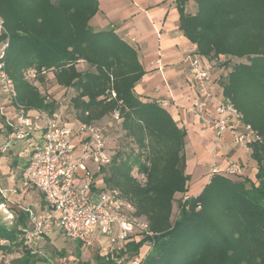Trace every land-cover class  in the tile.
I'll use <instances>...</instances> for the list:
<instances>
[{"label": "trees", "instance_id": "1", "mask_svg": "<svg viewBox=\"0 0 264 264\" xmlns=\"http://www.w3.org/2000/svg\"><path fill=\"white\" fill-rule=\"evenodd\" d=\"M188 1L197 7L193 14L185 11ZM178 7L183 35L197 55L221 60L229 70L223 95L261 138L250 151L257 185L214 174L199 195L186 196V133L158 102L146 103L135 93L145 76L136 50L113 30L90 27L97 0H0V46L9 44L4 70L28 112L60 111L44 91L50 81L73 90L68 110L76 124L118 114L116 124L129 143L110 155L96 177L101 190H117L155 234L141 264H264V0H180ZM4 128L11 136L5 121ZM8 198L0 191V205L10 209ZM24 209H11L13 221L0 216V256L19 255L0 264H53L31 248L48 236L27 241ZM146 240L133 237L120 251L96 254L93 261L80 260L83 245L77 243L76 264H125L145 250Z\"/></svg>", "mask_w": 264, "mask_h": 264}, {"label": "built area", "instance_id": "2", "mask_svg": "<svg viewBox=\"0 0 264 264\" xmlns=\"http://www.w3.org/2000/svg\"><path fill=\"white\" fill-rule=\"evenodd\" d=\"M4 29L0 22V36ZM8 43L0 46V117L12 129L13 140L28 141L36 134L35 144L29 145V156L22 173L21 185L13 194L34 190L41 194L42 204L25 207L29 227L25 231L27 241L60 232L65 238L90 248L95 237L104 239L111 251H120L129 239L140 236L146 240L145 250L125 264H141L154 245V233L147 221L136 216L134 206L123 199L117 190H101L96 174L110 163L104 138V128L97 124L67 125L64 115L58 111L53 115L45 111L28 112L17 102L14 82L4 70V55ZM190 50L187 62L193 81L197 86V99L192 111L204 120L209 92V74L213 63ZM35 77V71L28 72V78ZM7 103L14 108V116L6 114ZM160 107L168 105L167 100L158 101ZM228 98L217 105V117L205 120L219 136L231 133L237 146L247 152L261 138L243 121L242 114ZM118 119V114L114 116ZM217 174V169H214ZM228 175L243 176V168L236 164L226 171ZM1 193H4L1 190ZM7 220L14 215L7 207L0 205V212Z\"/></svg>", "mask_w": 264, "mask_h": 264}, {"label": "crops", "instance_id": "3", "mask_svg": "<svg viewBox=\"0 0 264 264\" xmlns=\"http://www.w3.org/2000/svg\"><path fill=\"white\" fill-rule=\"evenodd\" d=\"M97 1L99 12L91 20L90 27L95 31L113 30L115 35L136 50L144 66L145 76L136 85L135 93L146 103L167 100L168 105L162 108L174 117L179 128L186 133L184 153L186 174L189 177L186 196L195 197L199 195L213 177L215 168L218 171L217 174L239 179L238 176L226 173L236 164L243 168L241 179H249L257 185L258 168L251 159L250 152L235 144L233 134L225 133L219 136L205 122V120L218 118L217 105L224 98L223 83L229 70L222 66L221 60L213 63V69L209 74L208 86L211 96L204 120L198 118L192 111L193 104L197 99V86L193 81L187 56L194 45L187 40L180 30L178 7L180 0ZM185 11L193 14L197 11V7L193 2L188 1L185 5ZM6 105V114L11 118L14 116L15 110L9 103ZM4 121L0 117V131L2 138L9 140V142L3 146L2 152L19 141L13 140L12 135H6L8 130L4 128ZM64 122L70 126L76 124L70 112L66 118L64 117ZM38 136L36 134L28 141H23L25 145L21 147L25 149V155L22 171L28 161L29 145L35 144ZM18 161V156H15L11 166L14 167ZM4 163L3 171L5 169L9 171V166L5 167ZM21 178L22 173L18 178L16 187L21 185ZM5 183L9 185L11 180L6 178ZM11 184H16V182L13 180ZM33 194L35 197L37 196V202L31 204H42L41 194L37 191ZM47 236V238H51L52 236L63 235L55 231ZM95 242H101L100 252L97 254L110 253L111 248L105 244L102 237H95Z\"/></svg>", "mask_w": 264, "mask_h": 264}, {"label": "rangeland", "instance_id": "4", "mask_svg": "<svg viewBox=\"0 0 264 264\" xmlns=\"http://www.w3.org/2000/svg\"><path fill=\"white\" fill-rule=\"evenodd\" d=\"M236 62H246L243 61H236ZM84 68V64H80V69ZM44 91L51 93L52 99H55L60 105L61 109L60 112L63 113V117H67L69 110H68V104L69 99L71 96L74 95L73 90H64L62 88H59L55 85H53L50 81L47 82V85L44 87ZM97 125L105 129L104 138L106 142L107 147V153L109 155H114L117 153L119 149H122L126 146L128 140L124 137V134L120 131L118 125L116 124V118L114 116L107 117L101 122H99ZM74 128H78L76 124H72ZM2 132L0 131V159L3 158L5 160L0 161V186L5 191V193L9 196L8 200L10 204L9 206L5 205L10 213L13 214L12 210L15 207H18L19 205L25 206L29 205L31 203L37 202V196H34V190H27L24 192H18V194H13L11 191L17 188L15 185H17L18 178L21 176V168L23 163V157L25 155V149L21 146L25 145V142L18 141L16 144L10 145L5 152H2L3 146L9 142V140L2 138ZM15 156H18V163L12 167L13 159ZM3 163L4 166H9L10 172L8 169H5L3 171ZM6 178H9L11 180V183L13 180L16 182V184L9 183L6 184L5 180ZM98 182H100L101 178H97ZM143 181V179H140ZM14 185V186H13ZM20 185V184H18ZM12 195V196H11ZM178 201V200H177ZM8 204V205H9ZM177 202L174 204V210H173V219H175L178 216L179 210H178ZM0 216L4 217L5 220H7L6 214L4 212H0ZM101 242L96 243L94 241L93 245L90 248H84L82 247L81 252V261H93L95 255L100 252ZM36 253L40 254L43 257L48 258L53 264H76L78 262L77 260V254L79 251L78 244L74 243L73 241L63 237V236H52L51 238H44L39 241H36L32 247H31ZM18 254L15 255H3L0 256V262L3 260L5 263H9L12 259L18 257Z\"/></svg>", "mask_w": 264, "mask_h": 264}]
</instances>
